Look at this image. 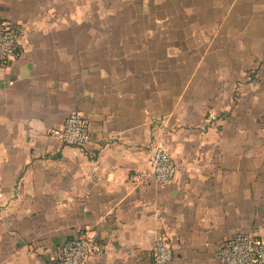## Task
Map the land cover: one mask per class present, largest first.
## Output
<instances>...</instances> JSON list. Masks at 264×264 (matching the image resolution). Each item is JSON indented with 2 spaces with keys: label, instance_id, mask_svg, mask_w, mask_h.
I'll list each match as a JSON object with an SVG mask.
<instances>
[{
  "label": "crops",
  "instance_id": "1",
  "mask_svg": "<svg viewBox=\"0 0 264 264\" xmlns=\"http://www.w3.org/2000/svg\"><path fill=\"white\" fill-rule=\"evenodd\" d=\"M25 30L0 66V264H47L80 231L91 264H222L264 228V0H0ZM77 111L86 149L48 130ZM165 184L132 182L153 145Z\"/></svg>",
  "mask_w": 264,
  "mask_h": 264
},
{
  "label": "built area",
  "instance_id": "2",
  "mask_svg": "<svg viewBox=\"0 0 264 264\" xmlns=\"http://www.w3.org/2000/svg\"><path fill=\"white\" fill-rule=\"evenodd\" d=\"M24 26L8 17L0 18V66L21 57ZM88 118L77 111L70 112L60 126L50 128L48 133L62 143L86 149L91 142ZM147 170L130 176L132 182H170L176 173V164L163 144L151 147ZM102 250V243L86 231H80L67 240L59 254L47 264H91L92 258ZM222 264H264V228L246 232L238 230L223 238L216 247ZM173 246L166 235L159 236L151 250L152 264H168L173 257Z\"/></svg>",
  "mask_w": 264,
  "mask_h": 264
}]
</instances>
